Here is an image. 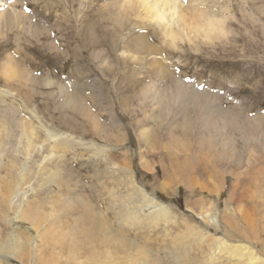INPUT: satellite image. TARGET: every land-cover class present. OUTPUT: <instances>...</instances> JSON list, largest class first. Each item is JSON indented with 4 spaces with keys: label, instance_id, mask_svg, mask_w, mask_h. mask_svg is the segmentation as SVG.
Listing matches in <instances>:
<instances>
[{
    "label": "rangeland",
    "instance_id": "1",
    "mask_svg": "<svg viewBox=\"0 0 264 264\" xmlns=\"http://www.w3.org/2000/svg\"><path fill=\"white\" fill-rule=\"evenodd\" d=\"M112 1L0 0V264H264V0L175 43Z\"/></svg>",
    "mask_w": 264,
    "mask_h": 264
},
{
    "label": "bare ground",
    "instance_id": "2",
    "mask_svg": "<svg viewBox=\"0 0 264 264\" xmlns=\"http://www.w3.org/2000/svg\"><path fill=\"white\" fill-rule=\"evenodd\" d=\"M90 1V0H89ZM94 1V0H93ZM200 3H196L197 1H195V0H185L184 2H186V7H183V5L182 4H184V3H182V0H121V3L117 0V1H112V3L111 4H109V7L110 8H108L106 11V13H108L109 14V18H110V21H108V23H107V25H113L112 27H117V17H118V15H119V13H124V12H126V8H130V5L132 4L133 6H134V3H137V4H139L140 6H141V8H142V10H141V12L142 11H144V13H145V17H148L149 19H151V20H154V22H155V24H156V26H154V27H152V29L154 30V32H158V33H160L161 34V32L163 33V36H165L164 38H166V37H168V38H171L172 39V41H173V43H175L176 42V40H177V38L178 37H180V32L178 33V31H176V30H174L173 29V24H175V23H178L179 24V26L181 25V29H183V31L185 30V31H187V32H196V33H201L200 31H204L205 33H206V37H208V34L209 33H211V32H213V31H219V32H223V24H224V18H220V17H214V15H213V17L209 14V11L210 12H212L211 10H209V9H207L206 7H204V6H202L201 4H202V2L204 3V1H206V0H198ZM74 2V1H73ZM82 2V1H81ZM96 2H97V0H96ZM75 3V2H74ZM91 3V2H90ZM94 3V2H93ZM106 3V2H105ZM76 4V3H75ZM83 4V3H82ZM101 4H103V3H101ZM206 4V3H205ZM73 5V4H72ZM91 5V4H90ZM104 5V4H103ZM70 6V5H69ZM82 6V5H81ZM93 6V5H92ZM107 7L105 6V9H106ZM133 9V8H132ZM216 10V9H215ZM78 11V10H77ZM80 11V10H79ZM105 11V10H104ZM128 11V10H127ZM139 11V10H138ZM99 12V11H98ZM98 12H95V13H98ZM103 12V11H102ZM66 13V12H65ZM89 13V12H88ZM106 13H104V14H106ZM132 13V12H131ZM102 14V13H101ZM141 14H143V13H141ZM84 15V14H83ZM92 15V14H91ZM94 15V14H93ZM124 15V14H123ZM106 16V15H105ZM117 16V17H116ZM97 17V16H96ZM120 17V16H119ZM129 17V16H128ZM127 17V18H128ZM75 18V17H74ZM79 18H81V16L79 17ZM83 18H85V17H83ZM124 18V17H123ZM126 18V17H125ZM88 20H91V19H88ZM94 20V19H93ZM78 21V20H77ZM85 21V20H84ZM126 21V20H125ZM128 21V20H127ZM130 21V20H129ZM128 21V22H129ZM91 22V21H90ZM100 22V21H99ZM104 22V21H103ZM121 22H123V21H121ZM87 23H88V21H87ZM106 23V22H105ZM130 23V22H129ZM128 23V24H129ZM82 24V23H81ZM88 24H90V23H88ZM101 24V23H100ZM100 24H99V26H100ZM71 25V24H70ZM83 25H84V23H83ZM106 25V26H107ZM120 25V24H119ZM82 26V25H81ZM104 26H105V24H104ZM103 26V27H104ZM162 27L161 29L162 30H160L159 31V27ZM125 27H127V26H125ZM175 27V26H174ZM70 28V27H69ZM85 28V27H84ZM99 28V27H98ZM175 28H177V27H175ZM79 29H80V27H79ZM89 29V28H88ZM105 29V28H104ZM112 29V28H111ZM124 29H126V28H124ZM151 30V29H150ZM177 30H179V27H178V29ZM100 31V30H99ZM104 31V30H103ZM117 31H118V28H117ZM184 31V32H185ZM97 32V31H96ZM105 32H110V31H105ZM114 32V31H113ZM90 33V32H89ZM95 33V32H94ZM218 33V32H217ZM88 34V33H87ZM112 34V33H111ZM150 34V33H149ZM182 34H183V32H182ZM147 35V34H146ZM162 35V34H161ZM111 36V35H110ZM139 36V35H138ZM152 36V35H151ZM112 37V36H111ZM191 37V36H190ZM211 37V36H210ZM97 38V37H96ZM161 38V37H160ZM98 39V38H97ZM159 39V38H158ZM102 40V39H101ZM161 40V39H160ZM179 40V39H178ZM97 41V40H96ZM117 41V40H116ZM152 41H153V39H152ZM172 41H171V43H172ZM103 42V41H102ZM105 42V41H104ZM93 43V42H92ZM101 43V42H100ZM114 43V42H113ZM95 44V43H94ZM114 45V44H113ZM136 48H137V50H142V51H144V52H146V53H148V54H152L153 52H157L158 51V53H159V49H158V47L156 46V45H154V44H150L148 41H147V39L145 38V36H144V39H142V40H140V41H137L136 42ZM95 46V45H94ZM99 46V45H98ZM97 47V46H96ZM164 47V46H163ZM167 47H170L169 45L167 46ZM94 48V47H93ZM113 48V47H112ZM163 49V48H162ZM166 49V48H165ZM172 50H173V46H172V48H171ZM175 49V48H174ZM161 50V49H160ZM167 50V49H166ZM114 51H115V49H114ZM113 52V51H112ZM143 52V53H144ZM163 52V51H162ZM111 53V52H110ZM145 53V54H146ZM131 54V53H130ZM155 54H157V53H155ZM132 55V54H131ZM104 56V55H103ZM132 58L136 61V60H139V61H141L143 58H139V57H137V56H135V55H133L132 56ZM159 59L157 58V57H154L153 58V61H154V63L156 64L157 63V61H158ZM105 61H106V59H105ZM138 62V61H137ZM140 63V62H139ZM162 63V62H161ZM155 69H157L156 67H155ZM159 69V68H158ZM131 70V69H130ZM133 70V69H132ZM133 71H135V70H133ZM152 71H153V69H152ZM111 72V71H110ZM125 72V71H124ZM158 72H161L162 73V71H158ZM157 73V72H156ZM147 75V74H146ZM130 77V76H129ZM137 77V76H136ZM165 80H166V78H165ZM131 81V80H130ZM139 81V80H138ZM141 82V81H140ZM176 83V82H175ZM176 88H179V89H177V91L179 92V93H181V89H180V86H181V84H180V82L179 81H177V83H176ZM1 92V91H0ZM175 92V91H174ZM146 93V92H145ZM185 93V92H184ZM178 94V93H177ZM183 94V93H182ZM2 95H4V94H2ZM181 95V94H180ZM0 96H1V94H0ZM73 96V95H72ZM71 95L69 96V99H68V101H71V103H74L76 100L72 97ZM177 96V95H176ZM4 97H5V95H4ZM145 97V96H144ZM191 97V102L193 103V105L195 106V108H196V111H199V112H201V111H203L204 109H207V108H204V107H206V105L205 104H203V103H200V102H198V100L200 99V97L198 98V97H195V96H190ZM6 98V97H5ZM3 99V98H2ZM186 99V98H185ZM176 100V99H175ZM171 101H172V99H171ZM2 104V103H1ZM21 104V103H20ZM3 105V104H2ZM187 106V105H186ZM12 108H14L13 106H11ZM10 108V107H9ZM5 109H7V108H5ZM17 109V108H16ZM33 110V109H32ZM13 111V110H12ZM15 111V110H14ZM19 111V110H18ZM18 111H17V113H18ZM34 111V110H33ZM184 111V110H183ZM189 111V110H188ZM20 112V111H19ZM28 112V111H27ZM190 112V111H189ZM189 112H187L188 114H189ZM226 112H228V111H226ZM233 112V111H232ZM13 113V112H12ZM16 113V114H17ZM34 113H35V111H34ZM194 113V112H193ZM196 113V112H195ZM225 113V112H224ZM187 115V114H186ZM190 115V114H189ZM230 115V114H229ZM13 116H15V115H13ZM22 116V115H21ZM31 116V115H30ZM33 116V115H32ZM228 116V115H227ZM237 116V115H236ZM16 117V116H15ZM34 117H37V115H35ZM229 117V116H228ZM233 116H231L230 115V118H232ZM18 118V117H17ZM33 118V117H32ZM225 118H226V116H225ZM229 118V119H230ZM238 118V117H237ZM261 117L260 118H255V120H254V123L258 126V124H259V122H261ZM214 120V119H213ZM25 121V120H24ZM215 121V120H214ZM213 121V122H214ZM26 122V121H25ZM25 122L23 123V121H22V123L24 124V126H25V128L27 129V132L29 133V134H34L35 132L33 131L34 129H32L33 127H31L30 125H29V123L28 124H25ZM30 122V121H29ZM213 122H212V124H213ZM233 122H235V120L233 121ZM245 122V121H244ZM252 122V121H251ZM21 123V124H22ZM42 123V122H41ZM187 123V122H186ZM215 123V122H214ZM210 124V123H209ZM18 125V124H17ZM41 125V124H40ZM255 125V126H256ZM46 126V125H45ZM236 126H238V125H236ZM47 127V126H46ZM210 127V126H209ZM191 128V127H190ZM46 129V128H45ZM215 130V129H214ZM50 132V131H49ZM218 132V131H217ZM54 134V133H53ZM28 135V134H27ZM49 135H51V134H49ZM62 135H64L63 133H62ZM25 136H26V134H25ZM31 137V135H28L27 136V138L28 137ZM33 136V135H32ZM59 136H60V134H59ZM64 136H66V135H64ZM216 136V135H215ZM30 137H29V139H30ZM35 137V136H34ZM33 137V138H34ZM61 137V136H60ZM213 137V136H212ZM26 138V139H27ZM32 138V137H31ZM53 138V137H52ZM64 138V137H63ZM208 139V138H207ZM62 140V139H61ZM65 140V139H64ZM63 140V141H64ZM67 140V139H66ZM212 140V139H211ZM52 141V140H51ZM69 141V140H68ZM213 141V140H212ZM28 142V141H27ZM31 142V141H30ZM28 143V145H27V147H28V150H29V152H30V149L32 148V145H31V143ZM252 146V145H251ZM51 147V146H50ZM51 149V148H50ZM29 154V153H28ZM27 154V155H28ZM52 155H53V153H52ZM18 162V161H17ZM16 163V162H15ZM15 165V164H14ZM19 166H21V165H19ZM18 166V167H19ZM10 167V166H9ZM13 168V167H12ZM15 168H17L16 166H15ZM20 169V168H19ZM17 170V169H16ZM15 170V171H16ZM12 172V171H11ZM23 174V173H22ZM25 175V174H24ZM27 175V174H26ZM10 185V184H9ZM60 188V187H59ZM9 190V189H8ZM11 191V190H10ZM99 196H100V194H99ZM14 198V197H13ZM89 201V200H88ZM87 201V202H88ZM8 202V201H7ZM13 202V201H12ZM92 203V202H91ZM94 204V203H93ZM92 204V205H93ZM96 205V204H95ZM81 206V205H80ZM83 207H84V209H85V211L87 212L86 214L88 215V216H90L91 218H93L94 219V217H95V222H97V225H101L103 228H106V229H109L108 228V223H106V220H104L103 219V217H101V213H99V212H97L96 210H94L93 209V207L91 206V205H89V204H87V203H85V202H83ZM19 209V208H18ZM107 209V208H106ZM21 212V211H20ZM105 213V212H104ZM101 214V215H100ZM21 215V214H20ZM135 216V215H134ZM85 218V217H84ZM147 218V217H146ZM33 220V219H32ZM145 220V219H144ZM76 221H78V220H76ZM85 222L86 221H88V220H84ZM35 222V221H34ZM83 222V221H82ZM81 222V223H82ZM91 222V221H90ZM78 223V222H77ZM85 224V223H84ZM79 226V225H78ZM85 226V225H84ZM100 226V227H101ZM84 229V228H83ZM91 231V230H90ZM109 232V231H108ZM101 233V232H100ZM106 233V232H105ZM111 233V232H110ZM77 234V233H76ZM78 235V234H77ZM56 236V235H55ZM98 236V235H97ZM84 237V236H83ZM45 238H47L46 236H45ZM58 238V237H57ZM80 238V237H79ZM54 239V238H53ZM55 240V239H54ZM59 240V239H58ZM88 240V239H87ZM97 240V239H96ZM80 241V240H79ZM95 241V240H94ZM55 242V241H54ZM59 242H62V240L61 241H59ZM64 242V241H63ZM91 242V241H90ZM96 242V241H95ZM86 243V242H85ZM99 243V242H98ZM55 244H56V242H55ZM57 244H59V243H57ZM72 245V244H71ZM90 245V244H89ZM96 245V244H95ZM56 246H58V245H56ZM75 246H77V245H75ZM67 247V246H66ZM73 247H74V245H73ZM78 247V246H77ZM81 247V246H80ZM241 248L242 249H244V247H234V252L232 253V255H243V254H245L244 252L242 253H238V252H240L241 251ZM74 249V248H73ZM76 249V248H75ZM81 249V248H80ZM236 249V250H235ZM73 251V250H72ZM79 251V250H78ZM244 251V250H243ZM59 252H61V251H59ZM247 252H251V251H247ZM53 253V252H52ZM54 254V253H53ZM249 254V253H248ZM55 255V254H54ZM252 255V254H251ZM250 255V256H251ZM249 256V258L251 259V260H254L252 257H250ZM254 256V255H253ZM56 257V256H55ZM72 258V257H71ZM52 261V260H51ZM186 258H183L182 260H181V262H180V264H186ZM45 263H46V261H45ZM54 263H56V262H54ZM188 263V262H187ZM58 264V263H57ZM251 264V263H250Z\"/></svg>",
    "mask_w": 264,
    "mask_h": 264
}]
</instances>
